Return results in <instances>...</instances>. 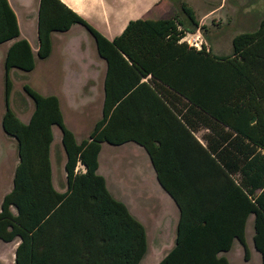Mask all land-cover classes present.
Instances as JSON below:
<instances>
[{
  "label": "trees",
  "instance_id": "trees-1",
  "mask_svg": "<svg viewBox=\"0 0 264 264\" xmlns=\"http://www.w3.org/2000/svg\"><path fill=\"white\" fill-rule=\"evenodd\" d=\"M179 9L191 28L178 17L137 19L108 41L59 0H38L36 59L48 57L51 34L79 25L106 66L101 117L76 143L54 96L24 84L28 121L9 108V72L29 73L34 57L18 39L7 0H0V45L12 42L2 61L0 127L17 159L0 202V241L17 239L12 264L140 263L144 228L96 173L102 143L140 147L177 210L172 246L157 264H227L223 255L234 241L247 261L248 217L264 264V17L234 35L231 53L219 56L182 41L201 26L185 3ZM51 127L64 154L63 192L51 183Z\"/></svg>",
  "mask_w": 264,
  "mask_h": 264
},
{
  "label": "rangeland",
  "instance_id": "rangeland-1",
  "mask_svg": "<svg viewBox=\"0 0 264 264\" xmlns=\"http://www.w3.org/2000/svg\"><path fill=\"white\" fill-rule=\"evenodd\" d=\"M185 3L201 22L198 28L186 33L182 41L189 46L199 48L202 44L210 49L214 55L225 56L231 53L230 39L242 32L255 29L258 21L264 17V0H160L159 6L162 14L181 18L184 28L191 25L182 15L179 4ZM13 9L15 6L11 5ZM28 10L32 7L29 2ZM204 22V23H202ZM195 45V46H194ZM5 45L0 46V119L4 111L3 106V80L2 61ZM11 91L9 95V108L15 116L26 123L32 111V103L23 93L22 85H27L34 91L37 89L36 81L31 73H22L10 70ZM64 124L71 129L75 139L81 137L90 129L94 115L80 116L78 112L70 110L67 105L61 104ZM202 132L196 134L199 137ZM56 141L51 147V178L57 192L65 190L63 172L64 155L57 140L60 139L58 129L54 128ZM106 146L102 145L103 159L101 173L106 177V189L111 196L125 205L128 212L143 226L147 251L139 264H155L172 246L174 236L176 210L170 200L163 193H155L152 189L153 181L149 173L146 160L140 151L111 150L112 156L108 159ZM99 161V156H98ZM16 162L15 143L7 138L0 127V202L2 197L11 188L12 164ZM80 168L77 167L76 171ZM171 206H173L171 210ZM174 212V214H173ZM174 215V222L172 221ZM252 219L246 222V242L251 248ZM17 239L10 243L0 241V264L13 263V251ZM229 264H252L254 257L246 263L242 259V250L234 241L231 249L225 253Z\"/></svg>",
  "mask_w": 264,
  "mask_h": 264
},
{
  "label": "crops",
  "instance_id": "crops-1",
  "mask_svg": "<svg viewBox=\"0 0 264 264\" xmlns=\"http://www.w3.org/2000/svg\"><path fill=\"white\" fill-rule=\"evenodd\" d=\"M59 1L71 11L79 15L82 19H84L87 24L94 28L102 37H104L108 41H111L113 40V38L120 35L128 21L137 19L165 20L172 18L161 13L162 10L159 6L160 0ZM29 2L32 5L30 10H28ZM7 3L13 11L16 19L19 32L18 39H23L28 43L31 53L34 57L33 68L29 73H31L32 79L37 82L35 83L37 86V89H35L36 92L41 96H54L57 99L62 121V103L66 104L68 109L78 112L80 116L94 115V119L91 123L90 129L85 133L83 137L79 139V141L75 139L73 131L71 129H68L72 133L75 142L79 143L80 141L87 138L88 133L92 129L94 123L101 117V108L104 98L103 80L106 69L104 61L97 57L92 38L79 25H72L64 33L51 34V47L48 57L44 60L36 59V10L38 0H7ZM12 4L15 6V9H13V7L11 6ZM200 24L201 22H198V26ZM11 43L12 42H7L2 44L5 45L4 53ZM147 79L148 77L142 79V82H146ZM54 128L56 127H51L52 143L50 145L49 151L50 169L51 147L53 145V142L56 141L54 136ZM194 137L199 140V137H197L196 134L194 135ZM57 142H59L60 144V139L57 140ZM102 145L107 147L106 151L104 152L109 151L106 154V157L108 159L112 156L111 154H109L111 150L118 151L122 148H125L126 151H140L146 160V164L153 181V191L155 193H163L170 200V198L163 192V190L156 182L155 174L152 170L147 155L140 147L133 143H124L119 146H111L105 143H102L100 145V150L97 155L96 173L103 178L105 187L106 177L103 173H101V161L103 159ZM15 165L16 162L12 164V174ZM79 168V171L83 172V169L81 167ZM170 202L172 203L171 200ZM172 205L174 206L173 203ZM173 206H171V210L173 209ZM176 220L177 215L175 217V223ZM172 221L174 222V215ZM244 234L246 237V224ZM173 238L174 236L172 237V239ZM245 243L248 250V260L244 262L248 263L250 262L252 257H254L255 262L252 264H260V256L254 251L252 241L251 248L246 242V238ZM223 256L226 258V254H224ZM157 263L158 261L155 264ZM227 264H229L228 260Z\"/></svg>",
  "mask_w": 264,
  "mask_h": 264
},
{
  "label": "built area",
  "instance_id": "built-area-1",
  "mask_svg": "<svg viewBox=\"0 0 264 264\" xmlns=\"http://www.w3.org/2000/svg\"><path fill=\"white\" fill-rule=\"evenodd\" d=\"M195 46V45H194Z\"/></svg>",
  "mask_w": 264,
  "mask_h": 264
}]
</instances>
